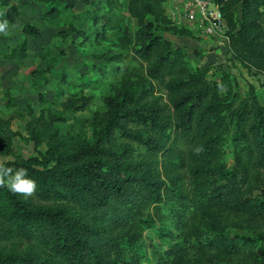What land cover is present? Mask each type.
<instances>
[{"label": "trees", "instance_id": "obj_1", "mask_svg": "<svg viewBox=\"0 0 264 264\" xmlns=\"http://www.w3.org/2000/svg\"><path fill=\"white\" fill-rule=\"evenodd\" d=\"M214 1L226 23L228 55L250 76H264V0ZM42 2L55 15L67 1ZM163 2L123 1L137 22L131 53L145 76L104 100L107 112L89 144L68 149L56 132L54 151L29 160L0 147L11 157L0 170L27 169L37 183L30 195L0 184V264H141L143 234L163 211L180 234L174 239L196 245L192 263L174 249L175 264H226L250 248L228 228L264 221V106L250 86L233 109L238 96L230 75L208 81V68L191 70L185 49L156 32L190 35L172 26ZM0 6L15 24L18 9L8 0ZM22 32L40 36L29 24Z\"/></svg>", "mask_w": 264, "mask_h": 264}, {"label": "rangeland", "instance_id": "obj_2", "mask_svg": "<svg viewBox=\"0 0 264 264\" xmlns=\"http://www.w3.org/2000/svg\"><path fill=\"white\" fill-rule=\"evenodd\" d=\"M8 1L18 9L19 18L15 24L9 23L8 36L0 35V147L8 146L29 160L43 156L49 147L54 151L56 142L50 138L56 132L57 138L70 142L71 146L65 144L68 149L89 144L100 116L107 112L104 100L145 76V65L131 53L136 20L126 13L124 0H97L94 5L66 0L65 8L60 6L55 15L47 12L49 6L42 0ZM3 12L0 6V20H4ZM26 24L40 36L26 38L22 32ZM261 24L264 27V17ZM156 32L185 49L192 71L208 68V81L218 82L223 73L230 75L238 96L233 109L247 98L250 86L264 106V76L247 74L228 55L226 46L215 44L217 35L190 32L187 37H177L161 28ZM119 55L120 64L109 60ZM156 91L155 97H162L163 103L165 96L157 87ZM66 102L87 105L84 111H73L65 109ZM230 131L228 139L233 137L234 130ZM34 137L40 142L35 144ZM10 160L0 155V165ZM161 213L152 217L155 227L143 234L141 264H175L174 249L192 263L197 259L194 239H174L180 234L169 215ZM228 233L232 239L247 240L250 248L226 264L264 263V254L257 255L258 250L264 251V221L228 228Z\"/></svg>", "mask_w": 264, "mask_h": 264}, {"label": "built area", "instance_id": "obj_3", "mask_svg": "<svg viewBox=\"0 0 264 264\" xmlns=\"http://www.w3.org/2000/svg\"><path fill=\"white\" fill-rule=\"evenodd\" d=\"M163 8L176 29L217 35L215 44L227 46L226 23L214 0H164Z\"/></svg>", "mask_w": 264, "mask_h": 264}, {"label": "clouds", "instance_id": "obj_4", "mask_svg": "<svg viewBox=\"0 0 264 264\" xmlns=\"http://www.w3.org/2000/svg\"><path fill=\"white\" fill-rule=\"evenodd\" d=\"M9 34V22L0 20V35L8 36ZM0 184H6L13 192L28 195L37 189L36 181L29 177L27 169L24 168L0 170Z\"/></svg>", "mask_w": 264, "mask_h": 264}, {"label": "crops", "instance_id": "obj_5", "mask_svg": "<svg viewBox=\"0 0 264 264\" xmlns=\"http://www.w3.org/2000/svg\"><path fill=\"white\" fill-rule=\"evenodd\" d=\"M179 41V40H178ZM178 47H180V46H178Z\"/></svg>", "mask_w": 264, "mask_h": 264}]
</instances>
